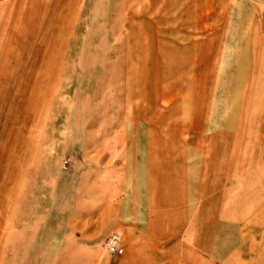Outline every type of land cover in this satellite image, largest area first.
Here are the masks:
<instances>
[{"label":"crops","instance_id":"obj_1","mask_svg":"<svg viewBox=\"0 0 264 264\" xmlns=\"http://www.w3.org/2000/svg\"><path fill=\"white\" fill-rule=\"evenodd\" d=\"M46 1L0 0L1 98H20V67L76 64L72 32L51 31L50 21L37 32L19 12L24 2ZM234 1L160 0L176 3L192 34L208 39L156 64L191 68L172 75L191 87L177 107L164 86L140 91L141 106L122 127L123 150L108 162L114 189L103 196L113 209L99 212L98 233L120 235L123 253L114 256L123 264H264V61L254 9L242 5L257 0L235 10ZM183 49L193 58L179 57Z\"/></svg>","mask_w":264,"mask_h":264},{"label":"rangeland","instance_id":"obj_2","mask_svg":"<svg viewBox=\"0 0 264 264\" xmlns=\"http://www.w3.org/2000/svg\"><path fill=\"white\" fill-rule=\"evenodd\" d=\"M152 1L127 8L126 0H87L82 8L79 0L20 4L37 32L44 21L54 24L51 31L72 32L69 55L83 65L20 67V98L0 97V264H123L98 233L99 212L108 205L103 195L114 189L108 162L123 150L122 127L141 106L144 88L164 86L176 106L180 91L191 87L174 79L191 68L156 64L208 39L192 34V20L181 18L176 3ZM242 5L254 9L260 29L253 37L264 61V0ZM193 54L183 49L179 57ZM162 74L168 81L156 83Z\"/></svg>","mask_w":264,"mask_h":264},{"label":"built area","instance_id":"obj_3","mask_svg":"<svg viewBox=\"0 0 264 264\" xmlns=\"http://www.w3.org/2000/svg\"><path fill=\"white\" fill-rule=\"evenodd\" d=\"M104 249L110 255H121L123 253V247L121 237L119 234L111 233L103 241Z\"/></svg>","mask_w":264,"mask_h":264}]
</instances>
